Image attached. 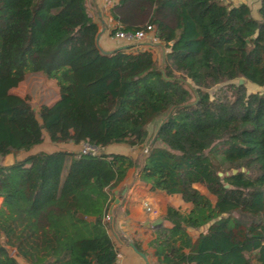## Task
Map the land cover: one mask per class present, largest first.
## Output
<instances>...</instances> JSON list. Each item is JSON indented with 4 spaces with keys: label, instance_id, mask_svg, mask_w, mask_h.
Masks as SVG:
<instances>
[{
    "label": "trees",
    "instance_id": "trees-1",
    "mask_svg": "<svg viewBox=\"0 0 264 264\" xmlns=\"http://www.w3.org/2000/svg\"><path fill=\"white\" fill-rule=\"evenodd\" d=\"M113 15V31L150 24L163 61L134 42L101 49L86 0H0V264H116L107 188L134 165L129 153L3 157L44 132L54 143L140 145L159 116L138 179L190 206L165 205L169 225H154L150 241L158 261L264 264V0L258 17L223 0H117ZM27 71L58 86L38 115L11 91ZM205 224L194 239L187 231Z\"/></svg>",
    "mask_w": 264,
    "mask_h": 264
},
{
    "label": "crops",
    "instance_id": "crops-1",
    "mask_svg": "<svg viewBox=\"0 0 264 264\" xmlns=\"http://www.w3.org/2000/svg\"><path fill=\"white\" fill-rule=\"evenodd\" d=\"M223 1L231 4L245 2L249 6L251 14L258 17V7L260 6L261 0ZM116 2L117 0H86L87 8L98 24L99 36L97 38V44L101 49L107 51L127 43L122 39L113 37L112 35L113 30L116 27L121 26L119 19L113 15V9ZM146 42L147 39L138 43L134 47L143 48L147 45L144 44ZM253 85L256 89L259 88L255 84ZM54 91L56 93V99L58 97V86L54 88ZM42 143L43 142H40L31 148L33 153L39 150L52 151L57 149L77 152L81 146V144L68 141L55 143L60 144L56 149L47 150L36 147L42 145ZM120 144L124 143H111L102 147V150L107 152H123V146ZM133 177L134 176L127 171L125 178L117 186L107 189L109 198L111 199L110 203L113 202L115 197L119 198L118 203H115L112 207V213L109 214V217L104 218L107 222V231L117 249L116 264H163L158 261L153 253L154 248L150 245V241L154 237L153 227L157 223H162L166 226L169 225V222L162 217L163 209L167 203L180 206L184 210H187L190 205L181 202L180 199V201H178L177 196L175 195L163 192H153L149 189L150 186L148 182L143 183L136 179L132 182ZM145 201H148L152 206V211H147L145 209ZM206 227L207 224L201 226L199 229L188 228L187 231L194 239L198 232L205 231ZM21 263L30 264L26 260L21 261Z\"/></svg>",
    "mask_w": 264,
    "mask_h": 264
},
{
    "label": "rangeland",
    "instance_id": "rangeland-1",
    "mask_svg": "<svg viewBox=\"0 0 264 264\" xmlns=\"http://www.w3.org/2000/svg\"><path fill=\"white\" fill-rule=\"evenodd\" d=\"M160 11L158 16H168L171 14L172 10L170 8H163V9H159ZM173 13V12H172ZM146 22H143L142 24H144ZM99 36V35H98ZM124 40V39H122ZM125 44L123 45H129V43L126 40H124ZM155 42V43H154ZM147 44L145 47H150L153 51L154 57L157 59V62H159L160 60L162 61V55H163V49L159 44L158 41H156L153 37V31L148 32L147 35V42L144 43ZM98 45V44H97ZM122 46V45H121ZM134 47V45H132L130 48ZM143 47V48H145ZM165 50V49H164ZM56 82L54 79L47 77L43 72L41 71H37V72H29L27 71L24 74V77L21 81H19V83L11 88V91L24 96L26 98H28V100L30 101V103L32 104L34 110L36 111V114H39V107L41 104L46 103V104H50L56 97V93L54 91V88L56 87ZM246 88L248 90H256V87L252 84V83H248L246 82ZM108 89L107 86L104 87V91H106ZM258 89V88H257ZM210 92H212L214 90V87L209 88L208 89ZM160 116L155 118L149 125H148V138L147 140L140 145H128L127 143L124 144H120L121 146H123L122 151L125 153H129L133 159H134V165L132 167H130L127 171H129V174H132L133 180L132 182H134V180H139L141 182H145L147 183V181H143L138 179V168L140 166V164L142 163L143 157L148 149V146L151 142V140L154 138L155 135V131L156 128L158 126V124L160 123ZM44 140L42 141V145L40 146H36L38 148H43V149H56L60 146V144H55L52 143V141H50L47 132H44ZM28 153H33V150H28V151H21L18 154H14V153H10L8 152L7 154H5V156L3 157V162H7L10 160H15V159H21L22 157H24L26 154ZM127 173V172H126ZM136 173V174H135ZM149 186H150V182ZM109 189V188H107ZM177 196L178 201H180L181 199L178 197L177 194H172ZM1 197H0V202H1ZM176 199V200H177ZM180 199V200H179ZM181 202L185 203L184 201L181 200ZM188 204V203H186ZM235 214L237 216H239L238 212H235ZM0 243H3V238H0ZM7 249H13L9 246L6 247ZM13 252V251H12ZM11 252V253H12ZM20 261H24V259L19 258Z\"/></svg>",
    "mask_w": 264,
    "mask_h": 264
},
{
    "label": "built area",
    "instance_id": "built-area-1",
    "mask_svg": "<svg viewBox=\"0 0 264 264\" xmlns=\"http://www.w3.org/2000/svg\"><path fill=\"white\" fill-rule=\"evenodd\" d=\"M152 31V26L150 24H145L141 27L131 28V29H124L120 28L115 31H113V37L124 39L131 43H140L142 41H145L147 39L148 32ZM102 151V146H99L97 144H90L87 142H84L81 144L79 153H85V154H96ZM145 209L147 211H152V206L148 203V201L144 202ZM105 217H109V214L107 213Z\"/></svg>",
    "mask_w": 264,
    "mask_h": 264
},
{
    "label": "water",
    "instance_id": "water-1",
    "mask_svg": "<svg viewBox=\"0 0 264 264\" xmlns=\"http://www.w3.org/2000/svg\"><path fill=\"white\" fill-rule=\"evenodd\" d=\"M98 35H99V34H97L96 39L98 38ZM158 44L163 48L161 42H158ZM164 54H165V51L163 50L162 61H163V58H164ZM243 81H244V78H243V77H240V78L238 79V82H243ZM10 153H11V152H10ZM4 163H5V162H4ZM11 163H13V160L7 161L5 164H11ZM236 171H237L236 168H233V169H232V172H236ZM218 173H219V175L222 174V172H220V171H219ZM225 186L229 187L230 185L226 183ZM118 201H119V198H118V197H115V199L113 200V202L109 204L108 209H107L108 214H111V213H112V207H113V205H114L115 203H118ZM7 251L11 254V252L13 251V249H12V250H11V249H7Z\"/></svg>",
    "mask_w": 264,
    "mask_h": 264
}]
</instances>
